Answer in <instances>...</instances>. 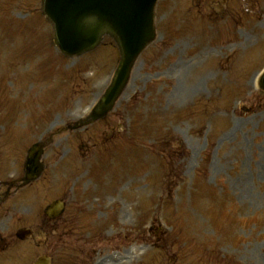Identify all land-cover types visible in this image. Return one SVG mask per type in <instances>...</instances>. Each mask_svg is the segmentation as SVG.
Instances as JSON below:
<instances>
[{
  "label": "rangeland",
  "instance_id": "374dc122",
  "mask_svg": "<svg viewBox=\"0 0 264 264\" xmlns=\"http://www.w3.org/2000/svg\"><path fill=\"white\" fill-rule=\"evenodd\" d=\"M155 27L114 110L56 133L87 116L118 48L106 36L62 56L41 0H0V130L25 146L44 139L57 162L47 198L34 185L10 206L32 208L35 223L44 201L73 187L68 208L87 206L99 226L120 218L142 234L141 256H168L160 264H264V0H158ZM116 202L123 209L106 221Z\"/></svg>",
  "mask_w": 264,
  "mask_h": 264
},
{
  "label": "flooded vegetation",
  "instance_id": "af4514ba",
  "mask_svg": "<svg viewBox=\"0 0 264 264\" xmlns=\"http://www.w3.org/2000/svg\"><path fill=\"white\" fill-rule=\"evenodd\" d=\"M10 141L9 133L0 132V264H33L38 256L49 253L46 241L48 217L40 210L41 221L33 223L31 208H11L5 205L11 192L15 193L14 196L23 194L25 188L33 183L21 186L26 171L25 152L16 149L17 145ZM43 149L40 156L43 168L37 180L47 188L48 176L54 171L57 162L49 160L45 147ZM15 152L19 153L17 160ZM9 160L16 164L12 170H7L4 165ZM91 211L80 207L67 208L66 213L58 219L56 264H126L125 258L119 255L118 259L112 260L111 236L107 229H92L88 221ZM19 230L30 232L22 239L17 235ZM117 238L114 245L120 251L125 245L126 236L120 232ZM50 261L52 264L51 256Z\"/></svg>",
  "mask_w": 264,
  "mask_h": 264
},
{
  "label": "water",
  "instance_id": "95a60500",
  "mask_svg": "<svg viewBox=\"0 0 264 264\" xmlns=\"http://www.w3.org/2000/svg\"><path fill=\"white\" fill-rule=\"evenodd\" d=\"M157 0H44L55 28V42L67 55L94 48L103 33L115 36L121 58L112 82L95 105L97 119L110 110L129 78L132 63L153 38ZM259 85L264 89V73Z\"/></svg>",
  "mask_w": 264,
  "mask_h": 264
}]
</instances>
